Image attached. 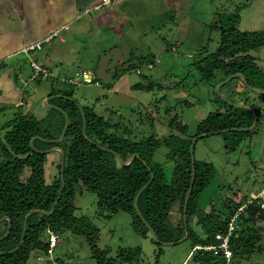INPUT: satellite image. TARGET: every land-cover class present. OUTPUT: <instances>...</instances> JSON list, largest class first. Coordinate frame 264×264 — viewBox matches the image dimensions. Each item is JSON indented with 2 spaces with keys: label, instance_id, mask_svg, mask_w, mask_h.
<instances>
[{
  "label": "trees",
  "instance_id": "16d2710c",
  "mask_svg": "<svg viewBox=\"0 0 264 264\" xmlns=\"http://www.w3.org/2000/svg\"><path fill=\"white\" fill-rule=\"evenodd\" d=\"M221 19L217 49L212 53L203 52L194 63L201 76L200 82L211 83L221 75L223 81H228L226 85L239 80L244 92L250 89L264 95V69L259 68L256 59L249 54L264 48V30H239L236 27L238 14ZM117 79L115 76L113 81ZM49 97L47 103L56 99L54 109L63 117V126L57 133L44 130L41 122L28 112L15 114L2 127L0 264H27L33 252L48 254L49 232L58 236L70 232L84 237L97 264L138 263L142 255L140 248H119L115 257H105L108 250L97 248L99 229L88 217L78 215L79 209L74 205L76 195H82L83 189L96 197L99 214L107 217L127 214L136 233L150 238L158 246L188 241L191 247L188 264H227L222 250L204 248L218 246L216 236L227 235L230 219L248 199L244 198L233 208L207 211L200 220L202 235L191 228L190 220L199 210L203 211L199 202L214 178L215 167L195 159L192 165L190 147L193 138L200 135L227 133V150L235 151L252 135L254 117L257 121L260 108L250 111L227 98L214 100L220 103L218 109L198 123L193 135L175 115L168 122L169 135L152 134L136 142L127 132H119L118 124L111 125L93 109L79 108L71 101L70 92L51 88ZM63 130V139L59 141ZM46 143L50 149L60 147L62 153L61 164L50 183L45 181L46 150L49 148L42 145ZM160 148L167 150L165 158L173 164L169 173L162 164L153 161ZM192 177L185 226L184 203ZM175 204L179 205L182 217L177 225L171 226L166 220ZM258 221H264V210L254 203L239 215L237 228L228 240L232 254L228 264H240L256 254L264 255L260 249L262 235L256 228Z\"/></svg>",
  "mask_w": 264,
  "mask_h": 264
},
{
  "label": "rangeland",
  "instance_id": "374dc122",
  "mask_svg": "<svg viewBox=\"0 0 264 264\" xmlns=\"http://www.w3.org/2000/svg\"><path fill=\"white\" fill-rule=\"evenodd\" d=\"M128 1L129 5L120 9V13L129 17V26L121 25L120 32L95 30L88 40L81 42L83 49L80 53L85 61L81 64L93 71L92 81L86 82L81 72L75 74V70L68 67L52 68L49 76L40 73L41 76L38 74L32 81L30 78L35 71L31 62L21 60L19 85L23 89V101L17 108L0 104V135L2 127L20 112L31 114L46 131L57 133L63 126L62 115L54 109L56 99L48 104L43 92L35 93L40 81L43 90L53 85L57 91L70 92L71 101L76 102L79 108L93 109L111 125L118 124L119 132H127V136L136 142L152 134L157 137L169 135L168 122L175 115L193 135L198 123L218 109L220 103L214 100L227 98L250 111L260 108L258 120L252 126V135L233 152L227 150V133L192 140L193 143L196 139L193 158L215 167L214 178L199 202L203 211L199 210L190 220V227L202 235L200 220L207 211L233 208L264 188V95L250 89L244 92L239 80L226 85L227 80L223 81L221 75L211 83H202L194 65L204 55L203 52L212 53L217 49L221 18L238 14L236 10L250 0H189L190 3L181 6L184 12L177 13L178 21L165 26H161V14L173 12L165 0ZM243 26V23L237 24L241 31L246 30ZM249 54L256 59L259 68L264 69V48L252 50ZM148 64H153V69H148ZM123 73L129 86L112 90L110 85L114 83V77ZM67 77L73 78L72 84ZM64 121L66 123V119ZM42 146L49 148L50 145ZM46 153L45 181L50 183L61 164L62 153L60 147L49 148ZM166 153L165 148H160L153 161L162 164L169 173L173 164L166 160ZM74 205L79 209L78 215L88 217L99 229L96 245L99 250H108L105 257H115L119 248H140L142 255L135 264H188L191 251L188 241L158 246L150 238L136 233L127 214L119 213L112 217L99 214L96 197L84 189L82 195H76ZM181 217L179 205L175 204L166 221L174 226ZM256 228L262 235L260 249L264 251V221H258ZM157 253L160 254L157 256ZM27 264H97V261L84 237L65 232L59 235L50 253L33 252ZM240 264H264V255L256 254Z\"/></svg>",
  "mask_w": 264,
  "mask_h": 264
},
{
  "label": "crops",
  "instance_id": "0c3cea01",
  "mask_svg": "<svg viewBox=\"0 0 264 264\" xmlns=\"http://www.w3.org/2000/svg\"><path fill=\"white\" fill-rule=\"evenodd\" d=\"M99 1L0 0V104L17 108L23 101V89L19 85L23 64L21 60L35 63L46 71V76L51 74L52 68L68 67L69 70H75V74L81 72L86 82L92 81L93 71L87 65L81 64L85 62L80 53L83 49L81 42H84V39L88 40L95 30L119 31L121 25L129 26L130 22L128 16L120 13V9H126L129 5L128 0H117L111 8L85 13L86 9ZM165 1L173 12L170 15L164 12L161 14V26L176 23L177 13L184 12L181 8L183 3H190L189 0ZM236 12L239 15L238 23L245 25L243 27L246 30L243 31H258L264 28V0H250L246 5H241ZM54 32H57V36L49 43L43 44L40 50L25 52L27 46L43 40ZM21 56L22 59L19 58ZM67 78L72 84L73 78ZM30 79L36 80L34 76ZM128 86L126 75L123 73L111 85V89H126ZM51 88L53 85L50 89L43 90L40 81L35 93L43 92L46 95L44 100L49 101Z\"/></svg>",
  "mask_w": 264,
  "mask_h": 264
},
{
  "label": "built area",
  "instance_id": "2783aa9c",
  "mask_svg": "<svg viewBox=\"0 0 264 264\" xmlns=\"http://www.w3.org/2000/svg\"><path fill=\"white\" fill-rule=\"evenodd\" d=\"M116 1L117 0H100L96 5L92 6L91 8L86 9L85 13H89V12L94 11V10L97 11L101 8H111ZM56 36H57V32H54L52 35L47 36L43 40L27 46L25 48V52L40 50L43 44L49 43L53 39V37H56ZM156 62L157 63L159 62L158 58H156ZM31 66L35 71L34 77L40 73H43L46 76V71L41 69L35 63H32ZM147 67H148V69L151 70V69H153L154 65L148 64ZM137 73H139V71H137ZM253 203L258 205L260 207V209L264 210V188L261 191H259L257 194L252 195L242 206H240L236 210V212L233 214L232 218L230 219V222L228 225L227 235H225V236L217 235L216 236V240L219 242L218 246L217 247H215V246L205 247L204 249L216 250L218 248V249L222 250L226 263L227 264L230 263L232 261V254L228 248L229 237L234 233L235 229L237 228L236 222H237L239 215L245 210V208L248 205H251ZM48 235H49V253H50L52 251V249L56 246V243L59 240V236L53 232H49ZM195 249H200V247H196Z\"/></svg>",
  "mask_w": 264,
  "mask_h": 264
},
{
  "label": "water",
  "instance_id": "95a60500",
  "mask_svg": "<svg viewBox=\"0 0 264 264\" xmlns=\"http://www.w3.org/2000/svg\"><path fill=\"white\" fill-rule=\"evenodd\" d=\"M238 78H240V79H242V77L241 76H237ZM256 123V119H255V117H254V123L253 124H255ZM251 129V128H250ZM64 131L65 130H63V133H62V135H61V138L59 139V141H61L62 139H63V136H64ZM83 132H84V125H83ZM204 135H200V136H198V138H200V137H203ZM197 139V138H196ZM196 139H194V141H193V143H192V145H191V147H190V154H191V159H192V165L194 164V161H193V148H194V142L196 141ZM193 173H194V170H193ZM193 177H192V181H191V185H190V188H189V190H188V192H187V195H186V199H185V203H184V211H183V213H184V216H183V220H184V224H185V226H186V223H185V208H186V204H187V199H188V196H189V193H190V190H191V188H192V185H193ZM62 187H63V185H62ZM33 212H31V214H32ZM8 231H9V227H8ZM7 234H8V232L6 233V235L5 236H7ZM186 238V237H185ZM3 239V238H2ZM154 239H155V237H154ZM156 240V239H155ZM157 241V240H156Z\"/></svg>",
  "mask_w": 264,
  "mask_h": 264
}]
</instances>
